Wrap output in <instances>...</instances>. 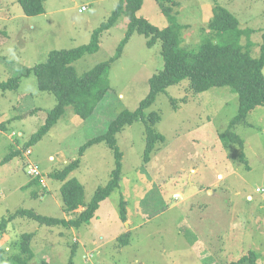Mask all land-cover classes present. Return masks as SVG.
I'll list each match as a JSON object with an SVG mask.
<instances>
[{"label": "rangeland", "instance_id": "obj_1", "mask_svg": "<svg viewBox=\"0 0 264 264\" xmlns=\"http://www.w3.org/2000/svg\"><path fill=\"white\" fill-rule=\"evenodd\" d=\"M140 4L135 16L158 28L170 24L161 10L169 7L187 49L206 36L218 4L237 17L241 29L252 31L240 43L249 40L252 56L258 55L264 0ZM81 6L85 10L79 12ZM125 11H130L128 0H43L41 14L26 15L17 0H0V81L19 78L16 90H0V123L6 127L0 130V221L18 209L74 218L84 207L66 214L61 181L51 176L73 160L79 165L70 176L83 186L84 202L110 179L114 154L106 142L91 143L82 155L80 147L102 134L120 112L137 108L148 79L163 63L159 42L148 46L144 34L135 31L121 44L130 20ZM114 14L98 49L72 63L80 76L116 58L121 45L107 70L108 91L93 114L82 119L66 106L55 125L26 147L57 100L39 90L35 76L25 70L45 62L53 50L88 44L93 30ZM237 108L238 95L229 86L197 93L187 80L168 86L144 110L160 116L153 128L164 136L148 159L139 118L115 135L122 152L119 186L99 202L94 215L78 227L14 217L0 236V264H11L8 257L19 253L24 233L32 234L27 264H264V106L234 124L242 146L220 137ZM34 166L44 185L27 175L26 167Z\"/></svg>", "mask_w": 264, "mask_h": 264}, {"label": "trees", "instance_id": "obj_2", "mask_svg": "<svg viewBox=\"0 0 264 264\" xmlns=\"http://www.w3.org/2000/svg\"><path fill=\"white\" fill-rule=\"evenodd\" d=\"M26 15H37L43 12V0H17ZM130 11H125L130 16L128 30L121 44L135 31L147 37V45L152 46L156 42L160 45L162 56V68L148 79V92L132 111L120 112L102 134L89 139L79 153L82 155L85 148L91 143L104 141L112 149L114 154V168L110 179L104 186L95 190L88 203L84 202V191L81 183L70 174L78 167V160H73L51 174L52 178L61 181L60 192L62 209L66 214H74L79 206L84 209L75 213L74 218H54L35 213L33 210L18 209L11 213L7 219L0 221V236L6 229L7 223L16 216H27L38 221L41 225H63L78 227L84 221H88L94 215L99 202L104 199L111 190L119 186L120 166L122 152L116 145L115 135L127 124L141 118L145 124V148L144 160L153 150L156 142L164 141V136L155 131L154 124L160 116L156 112L144 114V110L154 103L157 95L164 92L173 84L183 80L188 81V87L194 92H201L210 87L229 86L238 95V108L228 128L220 133V137L226 142L238 143L242 146L241 138L232 131L235 123L246 120L248 113L257 106H264V28L261 30V42L258 55L252 56V43L247 40L246 45L240 43L243 34L250 35V29H241L237 17L224 7L216 4L212 9V18L208 22V32L193 49H187L181 45V25L171 14L169 7H161L162 13L167 16L170 24L163 28L152 25L147 19L135 16L141 0H128ZM115 14L107 22L93 30L91 40L71 49L51 51L45 62L39 63L25 70V75H34L39 90L51 92L57 103L50 110L43 124L26 143V147L36 143L51 126L64 113L66 106L71 105L77 115L82 119L89 118L100 100L108 91L107 70L110 62L120 56V49L116 58L96 64L80 76L76 74L72 63L84 54L92 53L98 49V38L101 32L110 25ZM19 78L13 77L6 81H0V90H16ZM6 129L0 123V130ZM20 153V152H19ZM5 159V158H4ZM241 159L243 156L241 155ZM32 181H39L35 177ZM40 182V181H39ZM27 186V185H25ZM24 187V186H23ZM123 205V202L121 201ZM124 207V206H123ZM123 220L125 216L122 214ZM32 234H22L19 240L20 251L8 257L11 264H27L26 260L32 256L30 240ZM25 254V255H24ZM44 264H50L44 262Z\"/></svg>", "mask_w": 264, "mask_h": 264}, {"label": "clouds", "instance_id": "obj_3", "mask_svg": "<svg viewBox=\"0 0 264 264\" xmlns=\"http://www.w3.org/2000/svg\"><path fill=\"white\" fill-rule=\"evenodd\" d=\"M79 12H80V11H79ZM34 168L36 169L37 174L29 173V168L26 167V173H27V175H28L29 177H32V179H34L35 177H39V181H40V183H41L42 185H44V184H43V180L41 179V172L38 170V168H37L36 166H34Z\"/></svg>", "mask_w": 264, "mask_h": 264}, {"label": "built area", "instance_id": "obj_4", "mask_svg": "<svg viewBox=\"0 0 264 264\" xmlns=\"http://www.w3.org/2000/svg\"><path fill=\"white\" fill-rule=\"evenodd\" d=\"M85 10V6H81L79 11ZM29 173L37 174V171L35 168H29Z\"/></svg>", "mask_w": 264, "mask_h": 264}, {"label": "crops", "instance_id": "obj_5", "mask_svg": "<svg viewBox=\"0 0 264 264\" xmlns=\"http://www.w3.org/2000/svg\"><path fill=\"white\" fill-rule=\"evenodd\" d=\"M126 224L128 225V222L126 221Z\"/></svg>", "mask_w": 264, "mask_h": 264}]
</instances>
